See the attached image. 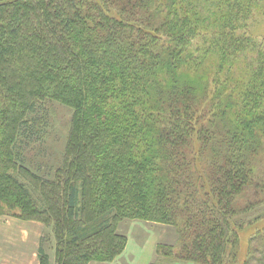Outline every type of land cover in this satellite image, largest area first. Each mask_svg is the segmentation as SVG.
<instances>
[{
    "label": "trees",
    "instance_id": "trees-1",
    "mask_svg": "<svg viewBox=\"0 0 264 264\" xmlns=\"http://www.w3.org/2000/svg\"><path fill=\"white\" fill-rule=\"evenodd\" d=\"M256 12L264 0H0V215L50 227L55 264L114 261L125 219L176 228L151 264H231L244 227L264 248ZM54 104L72 112L66 140L36 169L26 150L49 156ZM256 250L239 263L264 264Z\"/></svg>",
    "mask_w": 264,
    "mask_h": 264
},
{
    "label": "rangeland",
    "instance_id": "rangeland-1",
    "mask_svg": "<svg viewBox=\"0 0 264 264\" xmlns=\"http://www.w3.org/2000/svg\"><path fill=\"white\" fill-rule=\"evenodd\" d=\"M250 25V31L254 35L259 38L264 37V14L256 12ZM71 113L68 107L54 104L46 136L49 156L47 153L39 154L37 151L26 150V163L36 169L38 166L31 165V163L33 161L37 163L38 159L42 157L45 158L42 162L43 164H45L44 161L57 163L55 160L60 157V152L63 150ZM37 155L41 156L38 157ZM119 230L128 236V244L125 251L112 262L93 261L90 264H151L156 261V251L159 244H175L177 241L176 228L163 223L125 219L120 222ZM244 230L245 227L241 232L240 258L237 257L236 261L231 264H240L248 258L250 247L251 252H258L257 255H259L260 251L256 250L257 247H261V250H264L261 245L262 240H254L248 243L247 233ZM43 236H46L44 246L50 255V264H55L54 245L56 240L50 227L45 226L41 222L22 219L18 215H0V264H40L38 247ZM254 259H252V264H259ZM175 264L197 263L179 261Z\"/></svg>",
    "mask_w": 264,
    "mask_h": 264
}]
</instances>
